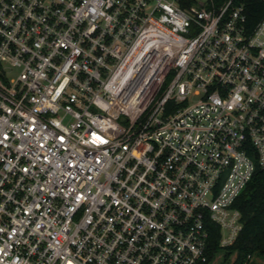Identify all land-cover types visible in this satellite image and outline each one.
Masks as SVG:
<instances>
[{
  "label": "built area",
  "instance_id": "1",
  "mask_svg": "<svg viewBox=\"0 0 264 264\" xmlns=\"http://www.w3.org/2000/svg\"><path fill=\"white\" fill-rule=\"evenodd\" d=\"M258 168L242 0H0V264H205Z\"/></svg>",
  "mask_w": 264,
  "mask_h": 264
},
{
  "label": "trees",
  "instance_id": "2",
  "mask_svg": "<svg viewBox=\"0 0 264 264\" xmlns=\"http://www.w3.org/2000/svg\"><path fill=\"white\" fill-rule=\"evenodd\" d=\"M222 1L213 0V3L218 6ZM242 1L246 4L249 25L254 26L264 15V2ZM235 207L241 213L242 230L231 246L220 247V230L213 226L205 264H264V168L255 171L235 201Z\"/></svg>",
  "mask_w": 264,
  "mask_h": 264
},
{
  "label": "rangeland",
  "instance_id": "3",
  "mask_svg": "<svg viewBox=\"0 0 264 264\" xmlns=\"http://www.w3.org/2000/svg\"><path fill=\"white\" fill-rule=\"evenodd\" d=\"M198 1H200V0H198ZM218 262H220V261H218ZM218 262H217V263H218Z\"/></svg>",
  "mask_w": 264,
  "mask_h": 264
}]
</instances>
